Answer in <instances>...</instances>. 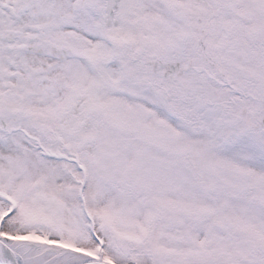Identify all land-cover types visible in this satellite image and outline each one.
<instances>
[{
  "label": "snow or ice",
  "instance_id": "6c2138e0",
  "mask_svg": "<svg viewBox=\"0 0 264 264\" xmlns=\"http://www.w3.org/2000/svg\"><path fill=\"white\" fill-rule=\"evenodd\" d=\"M0 264H264V0H0Z\"/></svg>",
  "mask_w": 264,
  "mask_h": 264
}]
</instances>
